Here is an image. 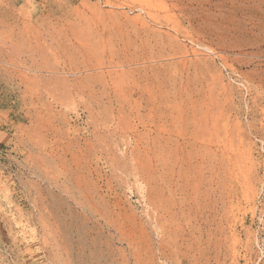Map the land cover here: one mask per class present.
Listing matches in <instances>:
<instances>
[{"label":"rangeland","instance_id":"rangeland-1","mask_svg":"<svg viewBox=\"0 0 264 264\" xmlns=\"http://www.w3.org/2000/svg\"><path fill=\"white\" fill-rule=\"evenodd\" d=\"M0 264H264V0H0Z\"/></svg>","mask_w":264,"mask_h":264}]
</instances>
